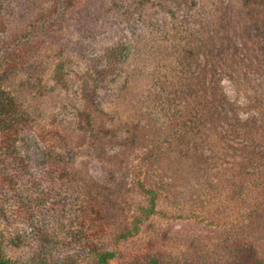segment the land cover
Here are the masks:
<instances>
[{
  "label": "rangeland",
  "instance_id": "rangeland-1",
  "mask_svg": "<svg viewBox=\"0 0 264 264\" xmlns=\"http://www.w3.org/2000/svg\"><path fill=\"white\" fill-rule=\"evenodd\" d=\"M0 80L3 258L264 260V0H0Z\"/></svg>",
  "mask_w": 264,
  "mask_h": 264
},
{
  "label": "trees",
  "instance_id": "trees-1",
  "mask_svg": "<svg viewBox=\"0 0 264 264\" xmlns=\"http://www.w3.org/2000/svg\"><path fill=\"white\" fill-rule=\"evenodd\" d=\"M22 47V46H21ZM25 50V48H23ZM6 54H8L6 52ZM9 55V54H8ZM11 66V65H10ZM9 66V67H10ZM6 72V71H5ZM8 72H6V76ZM1 83V80H0ZM17 107V101L14 96H12L9 92H7L4 88L0 86V127L4 131L6 128H10V132H14V127L18 126L17 121L20 116V111ZM13 128V129H12ZM10 133H4L3 139H10ZM8 177V176H7ZM152 205L154 203V198H151ZM150 211V210H149ZM114 252L105 250L97 254V264H106L107 259L113 257ZM0 264H25L18 263L15 261H11L9 259H5L1 255V245H0ZM137 264H160L157 260L151 259L147 263H137ZM256 264H264V260H259Z\"/></svg>",
  "mask_w": 264,
  "mask_h": 264
}]
</instances>
